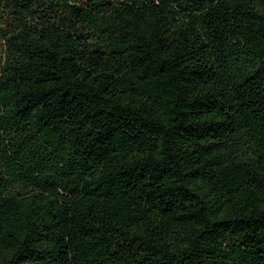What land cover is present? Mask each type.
Returning <instances> with one entry per match:
<instances>
[{
  "label": "trees",
  "instance_id": "16d2710c",
  "mask_svg": "<svg viewBox=\"0 0 264 264\" xmlns=\"http://www.w3.org/2000/svg\"><path fill=\"white\" fill-rule=\"evenodd\" d=\"M0 264H264V0H0Z\"/></svg>",
  "mask_w": 264,
  "mask_h": 264
}]
</instances>
